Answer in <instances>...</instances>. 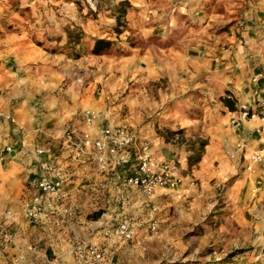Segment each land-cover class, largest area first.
I'll use <instances>...</instances> for the list:
<instances>
[{
  "label": "crops",
  "instance_id": "crops-1",
  "mask_svg": "<svg viewBox=\"0 0 264 264\" xmlns=\"http://www.w3.org/2000/svg\"><path fill=\"white\" fill-rule=\"evenodd\" d=\"M148 1H116V21L124 25L117 36L107 33L100 15L99 20L81 18L82 13L73 17L74 25L87 26L73 43L77 59L72 61L49 56L17 32L5 33L0 20V116L14 121L0 117V143L12 149L0 161V226L14 236V244L0 236V264H80L72 253L74 242L97 245L110 264L94 232L103 227L76 226V203L114 188L122 201L140 192L125 185L121 172L102 173L91 147H77L86 131L85 110L97 114L92 138L104 126L127 128L156 157L176 162L184 182L230 181L226 197L234 203L256 192L264 197V188L255 187L258 181L264 187V171L244 169L251 151L264 153V134L255 131L257 119L235 117L236 102L248 98L253 73L264 67V0H153L151 8ZM213 25L227 29L210 34ZM44 33L42 27L31 32L40 39ZM117 38L126 40V55L112 51ZM67 40L71 43L70 36ZM97 40L109 47L93 55ZM199 141L205 142L202 152ZM237 146V158L229 160L225 152ZM37 149L44 153L41 158ZM40 160L50 161L67 181L64 198L53 202V216L32 225L23 207L37 195ZM238 166L245 172L238 173ZM84 191H91L89 197Z\"/></svg>",
  "mask_w": 264,
  "mask_h": 264
},
{
  "label": "rangeland",
  "instance_id": "rangeland-1",
  "mask_svg": "<svg viewBox=\"0 0 264 264\" xmlns=\"http://www.w3.org/2000/svg\"><path fill=\"white\" fill-rule=\"evenodd\" d=\"M116 1L0 0L1 27L5 33L17 32L25 42L31 39L49 56L61 55L72 61L77 59L72 51L73 43L83 37L87 26L74 25L73 17L82 13L81 18L91 19L96 15L99 20L100 15L107 25V33L117 36L124 29L116 21L119 12ZM90 2L96 10L90 7ZM72 4L82 10L76 11ZM152 6L153 0H149L148 7ZM71 21L73 28L67 24ZM213 26L210 34L227 29V26ZM41 27L46 31L41 39L40 35L31 34ZM67 29L71 32L67 33ZM68 36L71 43H66ZM125 42L117 38L112 51L126 55ZM237 171L245 172L241 166ZM230 185V181L204 186L198 179L186 180L178 191L158 190L151 199L137 192L124 201L114 188L99 199L76 203L79 204L74 208L79 213L76 226L98 223L103 227L94 232L105 247L110 264H264V197L256 192L245 201L231 202L226 197ZM255 187L264 188L261 184ZM84 194L89 197L91 191ZM154 219L157 223L152 230ZM107 222L109 225L105 227ZM122 222L128 223L134 232L129 241L116 233Z\"/></svg>",
  "mask_w": 264,
  "mask_h": 264
},
{
  "label": "built area",
  "instance_id": "built-area-1",
  "mask_svg": "<svg viewBox=\"0 0 264 264\" xmlns=\"http://www.w3.org/2000/svg\"><path fill=\"white\" fill-rule=\"evenodd\" d=\"M253 88L245 101H237V119H257L256 133L264 134V67L253 73L250 79ZM229 98V97H228ZM14 121L7 116L1 115ZM234 119L235 122L237 119ZM97 114L91 110L83 112V132L77 147L80 150L91 147L94 150V161L102 173L121 172L126 186L137 189L145 198L151 199L158 190L175 192L184 185L180 169L176 162L162 160L154 155L147 142L140 141L129 129L120 126H104L97 130V136L92 138L90 130L94 129ZM11 147L0 143V161L11 153ZM241 148L226 151L229 160L237 158ZM36 154L42 157V149ZM242 154V153H241ZM244 169L253 173L254 167L264 171V153L253 150L249 153ZM239 163V161H237ZM241 163V161H240ZM239 163V164H240ZM67 179L64 173L48 160H40L39 176L35 181L37 195L24 204L23 215L33 225L47 223L54 214V201L64 198L63 187ZM257 184H261L258 181ZM64 214L66 209H59ZM157 221L154 219L152 230ZM116 233L125 241L133 238L134 232L130 225L122 222L117 226ZM0 236L9 244H14L13 234L0 226ZM72 253L80 264H107L103 252L95 244L74 242Z\"/></svg>",
  "mask_w": 264,
  "mask_h": 264
},
{
  "label": "trees",
  "instance_id": "trees-1",
  "mask_svg": "<svg viewBox=\"0 0 264 264\" xmlns=\"http://www.w3.org/2000/svg\"><path fill=\"white\" fill-rule=\"evenodd\" d=\"M109 47V42L107 41H104V40H97L95 41V44L93 46V49L91 51V53L93 55H99L104 49L108 48ZM224 102H225V105L228 107L229 110H233V106L229 104L230 100L229 99H224ZM205 145V142H201L199 143V148L200 150L203 149ZM202 152V150L200 151ZM200 157V154H195V156L193 157L194 158V162H197V160L199 159ZM99 216V214L97 213L96 214V217Z\"/></svg>",
  "mask_w": 264,
  "mask_h": 264
}]
</instances>
